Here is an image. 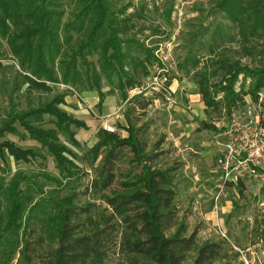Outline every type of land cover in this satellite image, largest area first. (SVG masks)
<instances>
[{
  "label": "trees",
  "instance_id": "trees-1",
  "mask_svg": "<svg viewBox=\"0 0 264 264\" xmlns=\"http://www.w3.org/2000/svg\"><path fill=\"white\" fill-rule=\"evenodd\" d=\"M116 1L0 0V60L9 59L6 46L29 92H52V85L57 84L82 90L94 86L101 104L104 95L100 82L104 78L130 104L126 126L122 127L128 135L121 137L99 129L98 142L89 151L92 165L103 151L106 154L94 168L97 175L87 191L111 188L121 176V192L104 196L109 210L101 221L88 222L84 234H79L84 224L72 220L79 219L87 209L71 204L75 194L69 198L55 246L41 257L42 264H104L111 255H116L117 264H185L194 251L197 255L193 264H237L224 259L220 242L198 246L197 231L189 232L188 225L178 218L176 168L155 165L161 156L156 152L160 143L147 151L144 126H138L136 112L145 111L150 102L139 101L138 96L129 99V91L140 87L149 75L145 64L152 66L159 59L153 48L131 33L135 14L128 13V6L117 10ZM216 10L236 30L239 57L221 54L204 64L195 78L205 111H224L230 118L245 104V97L258 101L264 89V0H218ZM92 55H97V65L88 59ZM243 58L250 63L243 64ZM141 67L143 75L139 73ZM65 97V93H58L35 107L19 111L12 108L7 113L0 124V173L6 172L11 159L15 163L45 162L50 156L62 176L75 177L80 170L69 156L77 159L72 147L82 146L73 127L85 129L87 125L61 108ZM201 124L204 129L218 130L214 125ZM7 134L33 140L40 147L23 148L3 139ZM126 150L133 156L131 168L117 174V161ZM242 186L239 182L236 187ZM43 190L42 182L34 178L18 174L6 181L0 177V197L6 202L0 214L2 250L6 243L13 250L20 247V233L27 235L25 211L35 208V195ZM29 237L34 240L24 239L20 250L27 258L38 255L47 245L44 236Z\"/></svg>",
  "mask_w": 264,
  "mask_h": 264
},
{
  "label": "rangeland",
  "instance_id": "rangeland-1",
  "mask_svg": "<svg viewBox=\"0 0 264 264\" xmlns=\"http://www.w3.org/2000/svg\"><path fill=\"white\" fill-rule=\"evenodd\" d=\"M217 1H116L117 10L128 6V13L135 14L131 33L153 48L154 55L159 59L152 66L145 64L149 75L143 78L140 87L129 91V97L138 96L139 101L150 102L145 111L137 110L136 115L140 117L138 126H144L147 151L160 143L156 152L161 156L155 165L163 169L176 168L174 184L178 218L188 225L189 232L197 231L198 246L205 242H220L226 255L224 259L237 264H264V172L256 178L245 179L241 188L224 184L216 165L218 148L214 134L227 124L229 117L224 111L221 114L205 111L195 78L196 72L204 64L221 54L232 59L239 57L236 53L239 48L238 35L226 16L216 10ZM5 49L9 59L0 60V124L12 108L25 110L51 100L58 93H65V104L61 108L87 125L85 129L73 127L76 139L82 146H70L78 157H69L80 170L74 178L62 176L50 156L45 162L38 159L30 163H15L11 159L6 172L0 173V177L6 181L19 174L34 178L44 186L43 193L35 195V208L25 211L23 220H27L24 225L27 235L20 233L21 244L16 250L8 243L3 246V250L0 247V264H42L41 257L55 246L57 230L61 227L69 198L75 194L71 204L87 209L79 219L72 220L73 223L84 224L80 228L82 233H79L84 234L88 232V222L101 221V217L109 210L104 196L121 192L120 183L124 180L121 176L116 177L111 188L87 191L97 175L94 168L106 154L103 151L92 165L89 151L98 142L99 129L106 130L107 125L116 129L113 134L121 137L128 135L122 127L126 126L124 118L130 104L125 103L121 91L108 85L104 78L100 82L104 95L101 104L99 94L92 85V89L82 90L80 87L74 89L57 84L52 85V92H29L28 84H24L19 68L6 46ZM88 59L97 63V55ZM195 59L198 60L196 65ZM241 62L250 63L247 58L241 59ZM139 73L143 75L142 67ZM114 82L117 83L116 78ZM161 86L168 91H163ZM169 93L173 94L175 104L167 100ZM247 103L253 104L264 115V89L258 101L247 96L245 104L238 109ZM201 122L214 125L218 130L204 129ZM3 139L23 148L40 147L37 142L21 140L14 134H7ZM61 139L65 142L64 137ZM132 160V153L126 150L117 161V174L119 170L129 171ZM5 206V200L0 197V214ZM30 234L44 236L47 245L40 255L31 254L27 258L20 250L24 246V239L34 240L29 237ZM196 255L197 251L192 252L185 264H193ZM117 262L116 255H111L104 264Z\"/></svg>",
  "mask_w": 264,
  "mask_h": 264
},
{
  "label": "built area",
  "instance_id": "built-area-1",
  "mask_svg": "<svg viewBox=\"0 0 264 264\" xmlns=\"http://www.w3.org/2000/svg\"><path fill=\"white\" fill-rule=\"evenodd\" d=\"M161 89L165 90L163 86ZM167 100L176 102L172 93L167 95ZM263 122L264 115L253 104L247 103L236 109L227 124L214 134L218 148L216 165L224 184L238 185L264 172ZM105 129L110 133L116 131L109 125Z\"/></svg>",
  "mask_w": 264,
  "mask_h": 264
},
{
  "label": "crops",
  "instance_id": "crops-1",
  "mask_svg": "<svg viewBox=\"0 0 264 264\" xmlns=\"http://www.w3.org/2000/svg\"><path fill=\"white\" fill-rule=\"evenodd\" d=\"M130 98V97H129ZM125 103L127 102V101H124ZM125 119V118H124ZM126 132V131H125ZM123 137V136H122ZM125 137V136H124Z\"/></svg>",
  "mask_w": 264,
  "mask_h": 264
}]
</instances>
